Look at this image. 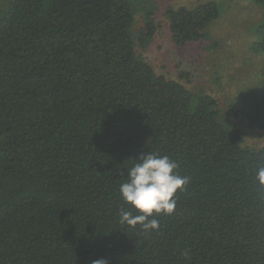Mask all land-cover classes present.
<instances>
[{
  "label": "trees",
  "instance_id": "trees-1",
  "mask_svg": "<svg viewBox=\"0 0 264 264\" xmlns=\"http://www.w3.org/2000/svg\"><path fill=\"white\" fill-rule=\"evenodd\" d=\"M220 14L166 12L177 45ZM134 24L131 0H10L0 14V264H264V146L244 145L216 98L157 74ZM256 35L264 54V20ZM237 98L264 131V82ZM145 152L189 180L150 232L119 216L139 214L119 189Z\"/></svg>",
  "mask_w": 264,
  "mask_h": 264
},
{
  "label": "rangeland",
  "instance_id": "rangeland-1",
  "mask_svg": "<svg viewBox=\"0 0 264 264\" xmlns=\"http://www.w3.org/2000/svg\"><path fill=\"white\" fill-rule=\"evenodd\" d=\"M214 1L221 14L205 30L206 36L185 45L172 37L166 12L170 6L194 7ZM10 0H0V14ZM135 7L133 34L137 54L155 72L175 80L195 94H209L218 100L220 119L230 128L241 129L244 145L264 146V131L250 127L240 103V91L264 82V54L251 47L257 40L256 27L264 20V7L252 0H131ZM154 29L147 37V23Z\"/></svg>",
  "mask_w": 264,
  "mask_h": 264
},
{
  "label": "clouds",
  "instance_id": "clouds-1",
  "mask_svg": "<svg viewBox=\"0 0 264 264\" xmlns=\"http://www.w3.org/2000/svg\"><path fill=\"white\" fill-rule=\"evenodd\" d=\"M128 170V176L120 185L123 201L138 210L133 215L132 210L121 209L120 223L129 226L139 225L143 231L159 230V221L152 218L155 215H172L177 206L175 195L184 191L189 183L187 177L175 172L178 164L168 156L158 153H144L138 157ZM256 180L264 187V166L257 170ZM93 264H109L105 259L93 261Z\"/></svg>",
  "mask_w": 264,
  "mask_h": 264
}]
</instances>
